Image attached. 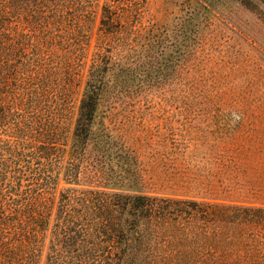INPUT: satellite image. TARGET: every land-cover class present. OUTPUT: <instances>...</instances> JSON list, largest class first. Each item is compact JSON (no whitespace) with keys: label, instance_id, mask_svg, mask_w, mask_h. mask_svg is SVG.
Masks as SVG:
<instances>
[{"label":"trees","instance_id":"16d2710c","mask_svg":"<svg viewBox=\"0 0 264 264\" xmlns=\"http://www.w3.org/2000/svg\"><path fill=\"white\" fill-rule=\"evenodd\" d=\"M146 3L0 0V264H264L263 206L126 190L132 173L118 139L94 132L107 95L132 79L110 44L130 46ZM100 9L69 146L65 78H77L75 66L52 62L46 44L84 51V23Z\"/></svg>","mask_w":264,"mask_h":264},{"label":"rangeland","instance_id":"374dc122","mask_svg":"<svg viewBox=\"0 0 264 264\" xmlns=\"http://www.w3.org/2000/svg\"><path fill=\"white\" fill-rule=\"evenodd\" d=\"M139 14L130 46L109 50L129 59L132 79L107 95L94 129L118 139L132 173L124 189L264 207V0H147ZM101 16L84 23V51L59 38L46 44L52 62L75 66L77 78H65L69 146Z\"/></svg>","mask_w":264,"mask_h":264}]
</instances>
